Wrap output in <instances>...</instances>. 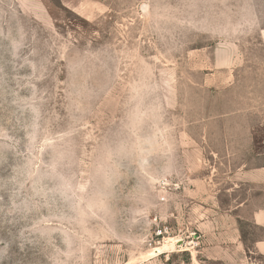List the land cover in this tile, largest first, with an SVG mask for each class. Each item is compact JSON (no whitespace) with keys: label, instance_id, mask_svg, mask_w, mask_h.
<instances>
[{"label":"rangeland","instance_id":"1","mask_svg":"<svg viewBox=\"0 0 264 264\" xmlns=\"http://www.w3.org/2000/svg\"><path fill=\"white\" fill-rule=\"evenodd\" d=\"M264 0H0V264H264Z\"/></svg>","mask_w":264,"mask_h":264},{"label":"crops","instance_id":"2","mask_svg":"<svg viewBox=\"0 0 264 264\" xmlns=\"http://www.w3.org/2000/svg\"><path fill=\"white\" fill-rule=\"evenodd\" d=\"M252 219L257 225L264 226V213L262 211L255 212ZM257 248L261 253H264V243H258Z\"/></svg>","mask_w":264,"mask_h":264}]
</instances>
